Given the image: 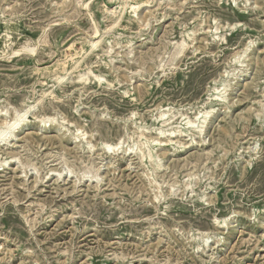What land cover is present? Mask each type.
<instances>
[{
    "label": "rangeland",
    "instance_id": "374dc122",
    "mask_svg": "<svg viewBox=\"0 0 264 264\" xmlns=\"http://www.w3.org/2000/svg\"><path fill=\"white\" fill-rule=\"evenodd\" d=\"M27 109L0 264H264V0H0Z\"/></svg>",
    "mask_w": 264,
    "mask_h": 264
},
{
    "label": "bare ground",
    "instance_id": "6f19581e",
    "mask_svg": "<svg viewBox=\"0 0 264 264\" xmlns=\"http://www.w3.org/2000/svg\"><path fill=\"white\" fill-rule=\"evenodd\" d=\"M136 4V3H135ZM138 5H146V4H141V3H139ZM87 6V5H86ZM136 6V5H135ZM94 45V44H93ZM83 75V74H82ZM96 75V74H95ZM102 78V77H101ZM27 112H28V109L27 110H23L22 112H19L14 118H13V121H12V123H9V124H7V126H5L3 129H0V143H2L3 141H6V143H4L5 145L7 144V143H9V142H13V141H16V140H19L20 138H19V135H20V131L22 130V128H23V126H25L26 124H23L22 125V128H20V131L19 132H15V129L17 128V124H18V122L19 121H21L22 120V118H23V116H22V114L23 113H26L27 114ZM211 111H205V112H199L197 115H196V118H195V120L193 121V120H188L187 121V124L189 125V127H191L192 129H197L198 128V130H196V131H201L202 130V128H200L199 129V125H197V122H199L198 121V119L200 120V115H201V117H204L205 115H208L209 113H210ZM193 119V118H192ZM50 120H52V119H50ZM11 121V120H10ZM41 122H42V120H41ZM202 127V126H201ZM7 130H10V131H7ZM4 134H6V135H4ZM9 135V136H8ZM8 136V137H7ZM145 156V155H144ZM143 157V156H142ZM17 158V157H16ZM151 158H152V156H151Z\"/></svg>",
    "mask_w": 264,
    "mask_h": 264
}]
</instances>
